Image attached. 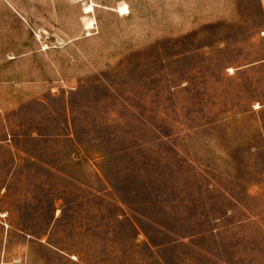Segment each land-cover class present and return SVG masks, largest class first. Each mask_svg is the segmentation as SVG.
<instances>
[{
    "label": "rangeland",
    "instance_id": "obj_1",
    "mask_svg": "<svg viewBox=\"0 0 264 264\" xmlns=\"http://www.w3.org/2000/svg\"><path fill=\"white\" fill-rule=\"evenodd\" d=\"M0 264H264V0H0Z\"/></svg>",
    "mask_w": 264,
    "mask_h": 264
},
{
    "label": "bare ground",
    "instance_id": "obj_2",
    "mask_svg": "<svg viewBox=\"0 0 264 264\" xmlns=\"http://www.w3.org/2000/svg\"><path fill=\"white\" fill-rule=\"evenodd\" d=\"M92 8H93L92 6H89L86 8V11H90V10H92Z\"/></svg>",
    "mask_w": 264,
    "mask_h": 264
}]
</instances>
